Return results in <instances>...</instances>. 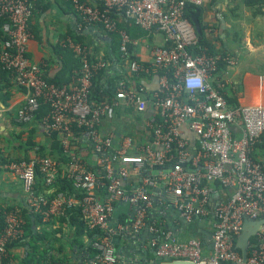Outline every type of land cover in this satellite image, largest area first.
<instances>
[{
	"label": "built area",
	"instance_id": "built-area-1",
	"mask_svg": "<svg viewBox=\"0 0 264 264\" xmlns=\"http://www.w3.org/2000/svg\"><path fill=\"white\" fill-rule=\"evenodd\" d=\"M33 1L0 0L4 34L0 67L9 71L13 84L25 88L24 102L17 109L15 121L28 122L43 105L49 107L44 119L50 128L63 133L62 144L70 151L71 159L66 164L50 156L7 163L22 180L28 210L47 221L60 217L70 206H78L86 225L100 231L91 242L95 252L89 264H118L112 236L144 227L152 232L150 243L161 258L189 259L197 264H264V166L251 156L255 145L264 141V105L230 106L221 88L224 83H211L217 64L225 55L191 49L197 43V35L184 10L187 4L199 6L203 0H97L102 8L72 0L87 24L100 23L106 30H115L118 19L110 12L116 10L144 29L161 32L164 41L169 42L167 47L151 49V67L142 66L137 59L128 60L130 75L118 81L112 98L99 103L91 101L90 86L95 70L106 63L100 59L89 61L79 43L70 44L81 57L82 65L79 74L68 83L48 81L42 65L28 56L26 42L32 36L28 22ZM120 34V48L127 55V44L135 41L123 30ZM148 68L156 72L157 68H171L158 73L159 85L150 101L160 116L146 122L149 141L137 146L132 135H123L122 142L116 143L115 137L101 131L100 126L114 117L116 108L140 112L146 109L149 98L143 85H137L136 76ZM238 122L241 133L237 137L233 127ZM73 124L83 128L79 136ZM184 130L193 133L194 146H190ZM80 138L89 144L71 152L70 141ZM91 154L96 156L94 162L102 175L87 166L85 158ZM165 165L169 167L164 169ZM154 166L157 173L150 175L148 170ZM134 168L140 170V184L125 189L124 183ZM37 171L43 177L47 194L34 187ZM58 177L71 182L73 193L57 190L54 182ZM214 183L229 189L230 195L210 210L207 203ZM147 186L152 190L159 188L154 192L160 200L185 222L212 218L210 253H205L195 237L186 241L162 237L171 234L170 230L146 218L152 196ZM119 201L137 203L138 207L129 222L114 225L110 219L114 203ZM244 217L263 221L255 239L249 242L243 263L235 243ZM4 223L0 231V264H10L5 260L8 244L22 239L24 234L25 220L20 209H5Z\"/></svg>",
	"mask_w": 264,
	"mask_h": 264
},
{
	"label": "crops",
	"instance_id": "crops-1",
	"mask_svg": "<svg viewBox=\"0 0 264 264\" xmlns=\"http://www.w3.org/2000/svg\"><path fill=\"white\" fill-rule=\"evenodd\" d=\"M199 6V9L194 10L198 13L204 35L214 45V50L221 51L225 55L211 83L213 85L224 83L221 88L225 97L230 99L229 103L232 107L246 104L264 105V0H203ZM194 18L196 19V15ZM193 20L192 24L195 26ZM28 27L32 36L26 42V52L31 60L42 65V73L50 80L62 81L69 71L73 73L75 70L70 66L65 74L62 73V68L67 63L75 67V63L70 64V58L67 57V61L64 56L65 38H72L73 42L79 44L82 42L91 60L104 61L110 72L116 73L121 67L126 72V76L130 75L129 59L124 58V63L122 59L121 34L117 31H107L100 24L83 22L79 12L69 0H34ZM140 28L145 33L138 36H133L119 27L118 31L123 30L135 41L129 42L135 59L150 65L151 49L155 46H164L167 42L164 41L161 32ZM141 29L140 32L143 31ZM3 76L0 73V148L3 150L0 151V208H18L22 214V209L26 207L25 192L22 180L7 166L10 157L26 156L31 159L50 156L60 160L59 157H64L65 154L69 156V153L62 144L63 133L53 130L45 121L46 113L42 117L35 116L28 122L15 121L17 109L24 102L25 92L22 87L13 84L9 77ZM140 77L145 95L149 98L146 109L140 112L133 108L125 110L116 108L113 120L111 122L104 120L100 126L101 131L111 133L115 137L116 143L122 142L123 134L129 135L130 130L137 146L141 142L149 141L150 132L146 122L160 116L150 103L159 85L158 72L152 69L141 71ZM130 79L135 80L132 76ZM127 126L132 128L129 130ZM183 132L186 133L185 137L189 140L190 146H194L196 142L193 133L189 130ZM240 133L241 123L238 122L233 127V134L238 137ZM77 146L79 145L76 142L70 141V150L71 148L77 150ZM90 156L92 161L96 159L95 155ZM251 156L264 166V143L258 142ZM5 157H9L7 161ZM92 165L94 166L95 162ZM157 169V167L150 168L149 174L155 175ZM36 176L35 184L37 188H42L44 182L39 171L36 172ZM140 178L139 169H130L129 178L124 183L125 189L140 184ZM158 186L161 187V184ZM213 187L214 191L207 203L210 210L230 195V190L223 188L219 183H214ZM147 188L152 192L151 203L147 207V221L169 229L168 232L171 233L163 234L162 237L167 236L175 241H186L195 237L200 240L205 253H210L212 218L207 216L190 223L185 222L177 211L160 200L157 192H154L159 188L154 190L149 186ZM121 205H124L123 212L126 213L124 223H127L131 220L138 204L122 202ZM77 207L73 205L71 210L77 212V216L70 215L68 221L61 220V216L51 217L43 221V224L35 225L32 219L33 230L43 235L38 248L45 251L42 256L36 255V264L90 263L93 256L90 242L93 236L89 235V230L87 231L85 226L83 228L78 226L80 221H86ZM114 221H116L114 225L124 224L116 216ZM152 235L146 227L143 230L128 232L115 247L119 257L118 264H159L163 260H169L156 255L155 247L150 243ZM26 248L28 249L27 245L7 247L6 256L9 263L17 264L26 254ZM52 259L54 263H51Z\"/></svg>",
	"mask_w": 264,
	"mask_h": 264
},
{
	"label": "trees",
	"instance_id": "trees-1",
	"mask_svg": "<svg viewBox=\"0 0 264 264\" xmlns=\"http://www.w3.org/2000/svg\"><path fill=\"white\" fill-rule=\"evenodd\" d=\"M69 1L72 2V0H69ZM79 1H84V2H86L87 4H89L91 6H94V4H96L97 6L102 8L101 5L97 2V0H90V1H88V0H79ZM199 7L200 6L187 4L186 7H185V10H184L185 11V13H184L185 17L191 23H192V20H193V14L196 13V19H197V25L198 26H197V29H195V32H196V35H197V43L191 49L194 50V51H197V50H200V49H204L207 53L221 52V51L214 50V45L210 41H208V39L204 35L203 26L201 24V21L199 19L197 11H195L196 9H199ZM110 16H113V18H115V19H119L120 18V21L118 22V27L120 29L125 30V32L130 33L133 36H138L141 33H145V31L143 29H141L135 23V21L133 19L127 17L124 14V12L112 10L110 12ZM197 16H198V18H197ZM90 24H100V23H90ZM118 27L115 30H111V31H117L120 34L121 30L118 31ZM140 29L143 30V31L140 32ZM107 31H110V30H107ZM0 34H1L0 40L2 42V40L4 38V34H3L2 30H1V24H0ZM75 40H77V39H75ZM71 42L72 43H76V42H73L72 38H65V43H64V47H65V50H64L65 52L64 53L65 54H64V56H65L66 59H67V57L70 58V64L72 62H73V64L75 63V67L72 64L69 65L67 63L62 68V73L65 74L66 69L70 68V66L75 68V70L73 71V73L71 71H69L67 77L64 80H62V81L50 80V79L46 78V76L43 74V76L48 81H52V82H54L56 84L68 83V82H70V80L74 76H77L79 74L80 68H81V65H82V60H81V57L78 54H76V52L72 48V46L70 44ZM81 43H80V46L83 48L87 59L89 61H94V60H91L90 55L87 53L86 47L83 44H81ZM167 46H169V42L165 43V45L163 47H167ZM124 58H127L129 60L135 59V57L132 55V45L130 43L127 44V55L123 54V58H122L123 59V63H124ZM67 61H68V59H67ZM222 62L223 61H219L218 62L217 68H219V66H221ZM139 63L142 66H144V67H151V64L148 65V64H145L143 62L141 63L140 61H139ZM148 69L150 70V68H148ZM170 69L171 68H167V69L157 68V72L159 74H161L163 71H167V70H170ZM0 73H1V75L7 76L10 79V73H9L8 70H5V69L0 67ZM125 76H126V72H124L121 67L118 69V71H116V73L110 72L109 69L106 68V64H105V66H103L101 68L100 67L97 68L95 70V72H94V75L92 76V84L90 86V99H91V101L99 103L100 101H103L106 98H112L115 95V89L117 87L118 81L120 79H122L123 77H125ZM140 76H141V73L136 78V83L139 86H141V84H142L140 82V79H141ZM23 89H24V92H25V88H23ZM224 96H225V93H224ZM226 100H227L229 105H232L231 103H229L230 99L227 96H226ZM48 110H49V107H47L46 105H43L41 107V109L39 110V112L37 113V115H35V116L42 117L45 113L47 114ZM112 120H113V118L110 119V122ZM127 127L129 128V130H130V128H132V126H127ZM73 129L75 130L76 135L79 136L81 134V131H82L83 128L78 126V125H76V124H73ZM128 134L132 135L133 134L132 130H130L128 132ZM72 142H76L79 145V146H77V149L80 148L82 145H86V144L88 145L89 144L88 141H86L84 139H81V138L80 139H76V140H72ZM261 142L264 143V141H261ZM73 150L74 149H71V152ZM0 151L2 152L3 150L0 148ZM60 152H61V155H62V150L61 149H60ZM68 153H69V156H68V154H65L64 157H59L60 161L63 164H66L69 161L70 151ZM8 158L9 157H5V160L7 161ZM10 158H11L10 160H21V159L29 160L28 157H26V156L18 157V158L17 157H15V158L14 157H10ZM70 159H71V157H70ZM85 159L87 161V166L89 167V169H91V170L99 173L100 175H102V171L100 170V168L98 166H96V165H94V166L92 165L94 160L92 161L91 156L90 157H86ZM168 167H169L168 165H165L164 169H167ZM154 168H156V167L154 166ZM35 179L37 181V176L35 177ZM42 179H43V177H42ZM43 182H44V180H43ZM54 185L57 187V190H65L67 192H70V194L73 193L71 182L67 178H59V177L56 178V180L54 182ZM34 187L37 190V192H44V193L47 194V187L44 185V183L42 185V188L41 187L37 188L36 184H35ZM43 188H44V190H43ZM50 196H52V194H50ZM121 203L122 202H120V201L114 203L115 211L113 210V212H115V213H114L113 217L110 219L112 224H116V221H114L115 216L118 218V220L120 222H122V223L125 222V214L126 213L123 212L124 205H121ZM72 207L73 206H70V207H68L65 210L64 214L61 215V220L68 221L70 219V215H73L74 217L77 216V214H78L77 212L71 211V210H73ZM77 209H78V212H79V208L78 207H77ZM4 210L5 209L0 208V231L3 229L4 224H5L4 223ZM22 214H23L22 216H23L24 220H26L25 221L26 223L24 224V237L22 239H20V240H12V241H10L9 244H8V248L9 247H15V246H18V245H27L28 249L26 248V254L24 256H22V258L18 261L17 264H36L37 263L36 255L38 254V256H42L45 253V251L44 250H39V248H38L39 243L42 242L41 240L43 239V235L38 233V231L33 230L31 222H32V219H33V222H34L35 225H37L38 223L39 224H43L44 222H43L40 214H36V213L31 212L30 210H28L27 207L22 209ZM80 222L81 223L78 226L81 227V228H83L85 226V229L87 231L89 230V235L93 236L92 240L95 239L96 236L100 235V231H99L98 228L88 229V227H87V225H86V223L84 221H80ZM128 232H130V231L123 232L122 234L120 233V234H116V235L112 236V240L114 242L115 247H116V244L118 243V241H120L124 236H126V234ZM254 239H255V235L251 236L250 241H249L250 244L253 242ZM91 242H90V244H91ZM91 247H92V245H91ZM92 249H93V254H94L95 249L93 247H92ZM237 250L240 252V250L238 248H237ZM5 260L9 263V261L7 259V256H6ZM54 262H55L54 259H52L51 263H54ZM224 263H228V262H224ZM228 264H236V263L235 262H229Z\"/></svg>",
	"mask_w": 264,
	"mask_h": 264
},
{
	"label": "water",
	"instance_id": "water-1",
	"mask_svg": "<svg viewBox=\"0 0 264 264\" xmlns=\"http://www.w3.org/2000/svg\"><path fill=\"white\" fill-rule=\"evenodd\" d=\"M196 13L194 14V16ZM193 16L194 27L197 29L196 19ZM262 219H255L244 217L241 232L238 235L235 243V247L240 250L242 256V262L244 263L248 255V247L251 236L255 235L262 224ZM159 264H197L196 262L189 259H173V260H163Z\"/></svg>",
	"mask_w": 264,
	"mask_h": 264
}]
</instances>
